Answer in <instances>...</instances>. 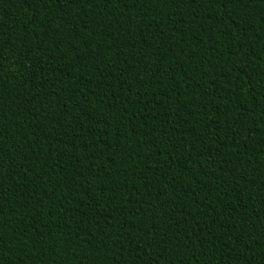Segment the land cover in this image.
I'll use <instances>...</instances> for the list:
<instances>
[{"label": "trees", "instance_id": "16d2710c", "mask_svg": "<svg viewBox=\"0 0 264 264\" xmlns=\"http://www.w3.org/2000/svg\"><path fill=\"white\" fill-rule=\"evenodd\" d=\"M0 264H264V0H0Z\"/></svg>", "mask_w": 264, "mask_h": 264}]
</instances>
